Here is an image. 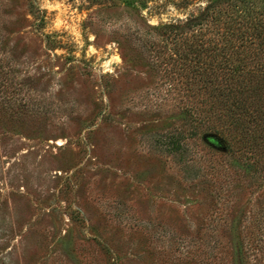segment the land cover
<instances>
[{
  "label": "rangeland",
  "instance_id": "rangeland-1",
  "mask_svg": "<svg viewBox=\"0 0 264 264\" xmlns=\"http://www.w3.org/2000/svg\"><path fill=\"white\" fill-rule=\"evenodd\" d=\"M148 7L0 0V264H264V175L161 144L190 126L144 38L180 15Z\"/></svg>",
  "mask_w": 264,
  "mask_h": 264
},
{
  "label": "trees",
  "instance_id": "trees-1",
  "mask_svg": "<svg viewBox=\"0 0 264 264\" xmlns=\"http://www.w3.org/2000/svg\"><path fill=\"white\" fill-rule=\"evenodd\" d=\"M100 2L103 0H93ZM155 15L176 12L145 39L154 64L179 93L185 134L169 133L164 149L187 157L204 139L243 176L264 175V0H125ZM137 36H142L136 30ZM139 34V35H138ZM185 134V135H184ZM190 155V154H189ZM236 166V165H235Z\"/></svg>",
  "mask_w": 264,
  "mask_h": 264
}]
</instances>
